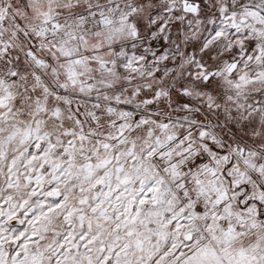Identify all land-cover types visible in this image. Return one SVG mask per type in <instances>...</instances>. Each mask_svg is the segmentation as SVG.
I'll return each mask as SVG.
<instances>
[{
    "label": "snow or ice",
    "instance_id": "6c2138e0",
    "mask_svg": "<svg viewBox=\"0 0 264 264\" xmlns=\"http://www.w3.org/2000/svg\"><path fill=\"white\" fill-rule=\"evenodd\" d=\"M0 264H264V0H0Z\"/></svg>",
    "mask_w": 264,
    "mask_h": 264
}]
</instances>
